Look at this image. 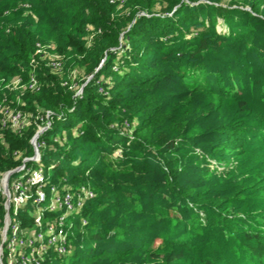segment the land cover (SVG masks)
I'll return each instance as SVG.
<instances>
[{"label":"trees","instance_id":"trees-1","mask_svg":"<svg viewBox=\"0 0 264 264\" xmlns=\"http://www.w3.org/2000/svg\"><path fill=\"white\" fill-rule=\"evenodd\" d=\"M60 1L64 9L76 12L75 20L93 24L100 31L99 36L102 35L103 41L97 61L102 60V66L96 71L91 70L93 76L85 83L80 97H74L73 90L55 94L49 85L40 91L46 97L51 118L49 128L41 135L45 143L40 148L41 162L43 164L50 160L54 165L48 174L51 183H60L65 179V183L74 186L88 184L95 192L99 188L98 180L115 183V188L116 185L126 186L132 181L131 184L138 189L129 191L128 205L131 210L124 205V201H118L112 184V189L102 193L100 198L95 192V197L87 202L82 213L87 220L82 227L85 233L79 226L73 229L76 236L83 235V238L76 242L69 256L50 255L47 264H114L127 252L144 251L155 234L152 232L155 220H152L161 218L160 208L154 211V205L165 202V197L182 209L189 210L185 204L192 202L191 209L201 207L205 208L204 211H210L205 217V225L191 221L194 230L201 227L207 229L203 235H195L190 227L189 232L179 231L181 221L177 223L180 228L174 227L172 234L177 237L174 244L178 240L184 242V236H189L190 242L187 241L184 247L190 252L186 253L184 259L194 264H264L262 235L249 225L242 224V231L229 230L226 236L225 226L231 225H225V221L231 224L238 221L228 220L229 215L212 212V206L204 201L207 198L218 206L227 199L208 193L198 198L195 187L182 185L186 180L180 178L183 170L176 169L169 158H159L149 152V148L155 146L152 141L156 138V131L162 137L158 142L168 147L162 141V123L170 116L161 117L163 105L154 98V94L161 89L204 91L221 96L225 92L237 95L250 86L260 91L257 100L264 103V0H252L250 10L239 11H229L217 5L218 0L199 3H192L193 0H162L167 4L162 8V13L153 11L155 0H128L131 9L126 25L130 26L126 29L124 24L110 20L108 0ZM217 18H221L225 25L223 33L217 30ZM20 26V31H16L19 45L13 46L10 57L0 61V71L8 73L9 79L26 72L28 60L34 53L36 25L23 20ZM126 40H131L129 46ZM1 48L4 49V46ZM98 88L102 93L98 92ZM127 91L152 93L153 98L147 99L140 115L133 114L132 109L125 107L131 99L130 95H126ZM121 106L127 111L129 109L128 117H114L117 113L112 110ZM258 116L262 117L261 114ZM53 120L58 123L55 124ZM125 120L133 124L130 137L120 130ZM174 125L169 127L176 132L177 124ZM30 130L23 135L10 131L0 137V174L20 164V159L14 157L18 150L27 148L31 154L29 139L34 127ZM221 130L226 136L225 142L222 141L220 146L212 145L210 156L220 150L230 153L239 148L245 149L246 154L253 152L245 141L249 132L243 123L232 128L223 125ZM261 130L256 132V137L263 136ZM63 131L72 132L70 143H54L53 137L61 135ZM169 150L165 149L161 155ZM101 151L113 158H121V164H124L120 166L122 169L114 171L113 179L102 164ZM207 165L212 164L209 161ZM254 166H257V162ZM262 170L264 166L259 172ZM217 171L215 167L206 168L207 174L216 176ZM196 176L206 180L201 175ZM214 181L221 182V178L216 176ZM159 182L162 185H157ZM225 190L224 187L217 192L219 194ZM107 198V203H103L102 200ZM3 215L4 210L0 206V223ZM129 222L135 228L134 234L141 237H132L123 231L112 234L113 231H110L115 229L114 225L125 227ZM116 236L119 238L116 239ZM196 236H201L199 241ZM159 238L158 249L166 245V238ZM246 241L254 243L255 248L249 253H255H252V258L242 259L244 253L235 250H239V245ZM197 246H202L203 250L197 251ZM173 257L172 254L168 259Z\"/></svg>","mask_w":264,"mask_h":264},{"label":"rangeland","instance_id":"rangeland-1","mask_svg":"<svg viewBox=\"0 0 264 264\" xmlns=\"http://www.w3.org/2000/svg\"><path fill=\"white\" fill-rule=\"evenodd\" d=\"M202 1L204 0H193L192 3ZM60 3V0H0V61L10 57L13 46L15 44L19 45L16 41V31H20L21 21L25 20L36 25V41L34 53L28 60L29 67L25 73L20 72L15 77L20 78V83L15 84V78L9 79L8 73L0 71V106H5L11 110L18 109L30 116L42 114L49 111L46 106L45 95L40 94L42 88L49 85L55 94L64 90H73L74 97H80L85 83L93 76V73H90L91 70L96 71L102 66V60L97 61L103 41L102 35L99 36L100 31L93 24H84L75 20L74 14L76 12L64 9ZM251 3L252 0H218L217 5L225 7L229 11H239L250 10ZM165 6L167 4L164 1L155 0L152 9L154 12L162 13V8ZM107 7L110 11L112 23H122L125 29L130 26V24L126 25L128 12L131 9L128 0H108ZM211 15L214 17L215 14L212 13ZM216 26L219 32H225L226 28L221 18H217ZM125 43L129 46L131 40H126ZM3 46L4 49L1 48ZM30 77L35 78L39 87L38 91L33 92L28 89L27 83ZM98 92L102 93L101 88H98ZM259 92L250 88V86H247L246 90L241 93L238 92L237 95H230L225 92L221 96L204 91L182 92L174 88L161 89L154 94V98L163 105L161 107V111H163L160 113L161 117L162 115H165V117L170 116V119H164L162 123L164 136L162 141L168 147L165 148L164 145L158 142V139L161 140L162 137L156 131L154 133L156 138L152 141L155 146L149 148V152L159 158H169L176 169L183 170L180 178L186 180L182 182V185L195 187L196 195L199 193L198 198L204 197V194L208 193L227 199L216 206L214 201L204 198V201L212 206V212L229 215L228 220L238 221L233 224L230 221H225V225H231V227L225 226L224 233L226 236H228L229 230H233V232L235 229L236 231H242V224L249 225L262 235L263 242L261 245L264 247V170L259 172L260 168L264 166V103L257 100ZM125 93L130 95L131 99L124 106L132 109V113L135 115H140L144 103L151 97L153 98L150 91H127ZM124 106L112 110L117 113L114 117L126 118L130 115L129 109L127 111L123 108ZM260 114L262 117L258 116ZM53 121L55 124L58 123L57 120ZM174 123L177 124L176 132L170 130L169 127L173 126ZM239 123H243V126L248 129L249 134H247L248 138L245 141L250 144L248 145L249 150L253 148V152L246 154L245 149L239 148L238 150H231L230 153H224L223 150H220V152L210 156L213 151L212 145L220 146L223 144L222 141L225 142L226 136L221 132V127L227 125L232 128ZM34 125V120L30 119L29 125L21 135L31 132L30 129ZM132 125L125 120L120 127L121 132L130 137ZM260 129H262L260 132L263 136L256 137V132H259ZM7 132H10V130L0 122V137L2 138ZM71 135V131H63L61 135L54 136L53 141L58 144H62V142L70 143ZM165 149L170 150L161 155ZM18 151V159L30 156L33 153L29 154L27 148ZM116 153L120 154L118 149ZM100 155H102L101 161L106 171L112 175V179L115 178L114 171L122 169L120 166L124 165L121 164V158H113L104 151H101ZM55 159L57 160L58 157ZM209 161L212 164L211 166L207 165ZM255 162H257V166H254ZM43 165L45 173L48 175L50 172L48 167L51 165L50 160L45 161ZM31 166L36 167L37 165L32 163ZM208 167L218 169L216 176L221 178V182L214 181L215 175L207 174L206 168ZM130 173L132 172L130 171ZM196 175H201L200 177H205L206 180H202ZM155 178L157 180V177ZM197 181L200 183H197ZM131 183L132 181L121 187L116 185L115 188V183H102L98 180L99 188L95 192L97 197L100 198L102 193L109 191L114 186L118 201H124V205L130 209L131 206L128 205L129 191L133 188L138 189L137 186H133ZM157 185L162 184L159 182ZM224 187L226 190L218 194L217 190ZM44 191L48 203L51 196L49 185ZM234 192L238 193L234 194ZM207 197L213 199L209 195ZM108 199H104L102 202L107 203ZM185 205L189 207V210L182 209L175 203H170L169 197H165V202L162 204L154 205V211L160 208L161 218L157 217V220H152H155L153 222L155 227L153 226L152 231L155 234L152 236L150 246H147L144 251L133 254L130 252L125 253L114 264H194V262L184 259L186 253L190 252L189 249L184 247L187 241L190 242L189 236H184V239H186L184 242L178 240L174 244L173 242L177 240V237L172 234V231L174 227L180 228L177 223L181 221L183 223L179 231H188L190 227L195 235H203L205 233L203 231H207V229L201 227L194 230L191 221L195 220V222L197 221L196 224L205 225V217L210 211H204L205 208L201 207L191 209L192 202ZM32 213L33 210L30 207L20 209L17 220L21 221ZM193 216H196V218H192ZM162 219L164 220L162 221ZM166 219L170 221H165ZM129 223L125 227L114 225L115 229H110V231H113L112 234L123 231L125 234L133 235L132 237H141L142 235L136 234V236L134 234L135 228L131 225L132 222ZM82 230L83 228H81ZM238 233L236 232V234ZM231 234L233 235V233ZM147 235L145 237H148ZM67 236L71 248L70 252H73L76 242L81 241L83 235L78 237L72 231L67 233ZM159 237L166 238V245L164 247L160 246L158 249V244L160 245ZM117 238L119 236H116ZM200 238L201 236H196L197 241ZM239 248L235 252L244 253L242 259L252 258L255 253V251L249 253L255 248L253 242H243L239 245ZM197 249L201 252L203 247L197 246ZM172 254L174 259L169 260L168 258Z\"/></svg>","mask_w":264,"mask_h":264},{"label":"built area","instance_id":"built-area-1","mask_svg":"<svg viewBox=\"0 0 264 264\" xmlns=\"http://www.w3.org/2000/svg\"><path fill=\"white\" fill-rule=\"evenodd\" d=\"M111 2V1H110ZM20 78L14 83L19 84ZM30 91H38L34 77L27 83ZM0 122L16 135H21L34 120L29 140L32 155L20 158V164L0 174V206L4 210L0 226V264H47L50 255L67 257L70 245L67 233L75 226L87 224L82 215L84 206L95 197L88 184L70 185L62 179L51 183L41 162L40 148L45 144L41 135L49 128V111L33 116L20 110L0 106ZM19 153L14 157L19 158ZM35 163L37 166H31ZM49 170L54 168L50 165ZM49 185L50 199L44 191ZM30 207L33 213L21 221L20 209ZM20 220V219H19Z\"/></svg>","mask_w":264,"mask_h":264}]
</instances>
